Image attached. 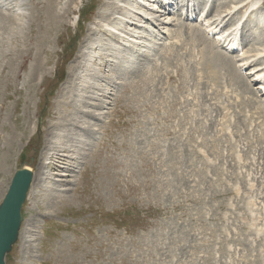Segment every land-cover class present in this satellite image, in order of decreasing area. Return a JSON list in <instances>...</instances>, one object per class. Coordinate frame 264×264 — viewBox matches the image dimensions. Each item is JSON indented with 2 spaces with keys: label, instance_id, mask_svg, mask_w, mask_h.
I'll return each instance as SVG.
<instances>
[{
  "label": "rangeland",
  "instance_id": "rangeland-1",
  "mask_svg": "<svg viewBox=\"0 0 264 264\" xmlns=\"http://www.w3.org/2000/svg\"><path fill=\"white\" fill-rule=\"evenodd\" d=\"M1 1L0 201L20 165L38 185L34 177L5 264H264V95L244 74L264 63L254 0H22L9 32L13 1ZM247 10L251 24L229 31L240 51L214 49L217 35L202 28L220 30L224 15L231 27ZM109 29L147 43L127 79L111 62ZM203 41L235 79L222 54L233 57L255 107L213 77ZM88 68L95 79H84ZM102 73L116 76L109 94ZM61 118L71 125L63 139Z\"/></svg>",
  "mask_w": 264,
  "mask_h": 264
},
{
  "label": "bare ground",
  "instance_id": "bare-ground-1",
  "mask_svg": "<svg viewBox=\"0 0 264 264\" xmlns=\"http://www.w3.org/2000/svg\"><path fill=\"white\" fill-rule=\"evenodd\" d=\"M1 1V0H0ZM3 1V0H2ZM1 1V2H2ZM11 1H13V2H11ZM21 1L22 0H10V7H11V9L9 10V11H7V13L8 12H10L9 14H7V17H6V22H7V25L4 27V24H3V22H2V26H3V29L4 30H6L7 32H9V30H11L12 28H14V25L18 22V21H20V18L19 17H17L16 15H18V14H20L21 12H23V7H25V6H21ZM132 1V0H131ZM263 0H254L253 2H252V5L250 6V13H256V18L255 19H257L258 17H257V14H259V13H264V9L263 8H260V3L262 2ZM19 2V4H17ZM27 2V1H26ZM128 2H129V0H128ZM23 4H24V2H23ZM248 9H249V7H248ZM247 12H248V10L247 11H245L244 12V14H243V16L241 17V20L239 21V20H237V21H233V20H231V21H233L232 23H235V22H241V21H243L244 20V18H245V15L247 14ZM1 13V12H0ZM15 13V14H14ZM47 15L48 16H50L51 17V15H50V13H47ZM20 16V15H19ZM226 17V16H225ZM259 18H261L260 16H259ZM257 19L258 21H264V19ZM262 18H264V17H262ZM254 19V18H253ZM254 19V20H255ZM134 20V19H133ZM248 21H249V23H250V20H251V22H252V19H250L249 20V18L247 19ZM256 20V21H257ZM113 21H115V20H113ZM128 21V20H127ZM257 21V22H258ZM116 23V22H115ZM255 23V22H254ZM263 22H261L260 24H262ZM117 24H118V22H117ZM122 24V23H121ZM219 24H221V22H219ZM251 24V23H250ZM128 25V24H127ZM127 25H126V27H127ZM227 24H224L222 27H224V26H226ZM255 25V24H254ZM258 26H260V25H258ZM250 27V26H249ZM254 27H256V29H258L259 27H257V25L256 26H254ZM0 28H1V24H0ZM128 28V27H127ZM125 29V28H124ZM187 29L189 30V31H193V30H191V28L188 26L187 27ZM19 30V29H18ZM210 29H206L204 32L206 33V34H208V31H209ZM112 30L111 29H109V31H107L106 32V36L108 35V34H110V33H112L111 32ZM122 31H123V29H122ZM235 31V30H234ZM133 32V31H132ZM135 32H137V31H135ZM194 33L196 32V31H193ZM123 33H126V29H125V32L123 31ZM234 33V32H233ZM113 34V33H112ZM118 34V33H117ZM132 34V33H131ZM236 34V33H235ZM256 34V33H255ZM119 35V36H118ZM118 35H116V33H114L113 34V37L112 38H109L108 36H107V38L106 39H108L106 42L112 47L111 48V50H112V53L110 54V56H111V58H113V60H111V62L113 63L114 62V64H116L115 66V73H117V74H121L120 76H118L119 78H123V77H126L125 79H127V76L129 75V71H131L130 70V67H131V65H132V63L134 62V61H136V59L137 58H139L140 56H142L143 55V51L145 50V49H143L144 47H146L147 45H145V44H147L144 40H142V41H138L137 40V42H134L133 40H130L131 42L133 41L134 43H131L128 39H125V38H123L120 34H118ZM129 35V34H128ZM133 36H134V34H133ZM132 36V37H133ZM235 36H237V35H235ZM93 37V36H92ZM128 37V36H127ZM150 38H151V36H149ZM234 37V36H233ZM104 38V37H103ZM142 38V37H141ZM200 38H202V37H200ZM257 38H259L258 36H257ZM130 39V38H129ZM203 39V38H202ZM101 39H100V37L98 36V38L96 37L95 39H94V41L93 40H91V47L93 48V46H96V44H97V42L98 41H100ZM257 40V39H256ZM105 42V41H104ZM105 42V43H106ZM212 43V46H213V48L214 49H216L214 46H215V43H214V41H211ZM108 45V46H109ZM84 48H85V46H84ZM83 48V49H84ZM263 49V48H262ZM85 50V49H84ZM217 50V49H216ZM264 50V49H263ZM81 51H82V49H81ZM261 53V52H260ZM264 54V53H263ZM85 55V54H84ZM201 55H202V53H201ZM203 55H205V57H204V61L206 60V61H208L209 63H211V67L212 68H215L218 72L220 71V70H226V66H224V68H222V66L221 65H217V63L220 61V60H218L217 61V56L216 55H213V54H211L210 53V51L209 50H206L204 53H203ZM203 55H202V59H203ZM109 55H108V57H110ZM216 56V57H215ZM81 58V57H80ZM142 58L143 57H141V58H139L140 60H142ZM218 58H221L220 56H218ZM228 58V61H232V58L231 57H227ZM139 59H138V62H140L139 61ZM229 59H231V60H229ZM79 62H80V60H79ZM84 62V61H83ZM248 62V61H247ZM247 62L246 63H244V64H247ZM112 63H108V61H107V64L108 65H111ZM135 63V62H134ZM225 63V62H224ZM136 64V63H135ZM230 64H231V66L233 65L232 64V62H230ZM146 66V65H145ZM148 66V65H147ZM260 66V69H263L264 70V63H262V64H260L259 65ZM229 68H230V66H229ZM85 71V70H84ZM87 74H86V76H85V78L84 79H87V78H89V79H95V75H94V73H93V70L92 69H87ZM227 71H228V73L230 72V70H228L227 69ZM251 71H255V68H253ZM144 72H145V70H144ZM143 72V73H144ZM147 72V71H146ZM232 72V71H231ZM76 75L78 76L79 75V71L78 70H76ZM111 73V72H110ZM73 74V76H75V74L74 73H72ZM72 74H71V76H72ZM145 74V73H144ZM232 74H234L233 72H232ZM236 74H237V72H236ZM107 74H99L98 76V78L100 79V77H101V79H102V81L103 82H106V84L104 83V84H102V92L103 93H107V94H109V86H112L113 84H115L116 83V79H114L113 78V76H115L114 74H109V75H107ZM123 75V76H122ZM140 75H142V73H140ZM235 75V74H234ZM76 76V77H77ZM177 76V75H176ZM116 77V76H115ZM141 77V76H140ZM147 77V76H146ZM173 77H175V76H173ZM232 77V76H231ZM144 78H145V76H144ZM149 78V77H148ZM258 78H261V79H264V73L261 75V76H259ZM92 79V80H93ZM100 79V80H101ZM105 79H107V81H105ZM139 79V78H138ZM141 79V78H140ZM239 79H241V78H239ZM129 80V79H128ZM119 81V80H118ZM97 82H98V79H97ZM136 82V81H135ZM143 82V81H142ZM144 82H145V80H144ZM149 82H150V80H149ZM148 82V83H149ZM85 83V85L84 86H87L86 85V82H84ZM100 83H101V81H100ZM147 83V82H146ZM78 84V83H77ZM73 85V88H72V93H74V90H77L78 88H76V87H79V86H81L82 84L80 83V84H78V85ZM95 84V83H94ZM131 84V83H130ZM138 84V83H137ZM141 84V83H140ZM139 84V85H140ZM145 84V83H144ZM143 84V85H144ZM153 84V83H152ZM98 85V84H97ZM262 86V88H263V90H264V83H262L261 84ZM90 86V85H89ZM100 86V85H99ZM98 86V87H99ZM135 86H136V84H135ZM145 86V85H144ZM69 87H72L71 85L69 86ZM96 87V86H95ZM100 87V88H101ZM118 87V86H117ZM87 88V87H86ZM99 88V89H100ZM140 88V87H139ZM138 88V89H139ZM80 89V88H79ZM82 89V88H81ZM88 89V88H87ZM136 89V88H135ZM114 90V89H113ZM125 90V89H124ZM82 91H84L83 89H82ZM90 91H91V88H90ZM93 91V90H92ZM81 92V91H80ZM89 92V91H88ZM99 92V91H98ZM83 93V92H82ZM82 93H81V95H82ZM84 93H86V92H84ZM70 94V93H69ZM87 94V93H86ZM92 94V93H91ZM94 95V94H93ZM80 96V95H79ZM95 96V95H94ZM106 96V95H105ZM81 97V96H80ZM69 98V97H68ZM91 98V97H90ZM98 98H100V97H98ZM104 98V97H103ZM70 99V98H69ZM83 99V98H82ZM95 99V98H94ZM101 99V98H100ZM74 101H77V102H80V100H78V99H75L74 98V100L73 101H71V103L73 102L74 103ZM93 101V100H92ZM104 102V101H103ZM106 102V101H105ZM104 102V103H105ZM69 103V102H68ZM76 103V102H75ZM74 103V104H75ZM86 103V102H85ZM88 104H89V102H87ZM91 103V102H90ZM258 103V102H257ZM99 104V103H98ZM103 104V103H102ZM101 104V105H102ZM85 105V104H84ZM83 105V106H84ZM87 105V104H86ZM59 106V105H58ZM76 106H79V105H77L76 104ZM90 106H92V105H90ZM90 106H89V109H90ZM100 106V105H99ZM105 106V105H104ZM263 106H264V101H263ZM72 107V106H71ZM82 107V106H81ZM86 106H84V108H85ZM102 107V106H101ZM79 108V107H78ZM83 108V107H82ZM88 108V107H87ZM81 109V108H80ZM256 109V108H255ZM92 110V109H91ZM257 110V109H256ZM69 111V110H68ZM84 111V110H83ZM90 111V110H89ZM95 111H97V110H95ZM99 111V110H98ZM81 112V111H80ZM76 113V112H75ZM82 113V112H81ZM86 113V112H85ZM87 113H90V112H87ZM87 113H86V115H87ZM103 113V112H102ZM79 114V113H78ZM77 114V115H78ZM98 114V113H97ZM77 115H74L73 116V120H78V119H75V118H79ZM88 115H90V116H93V115H91V113L90 114H88ZM63 116V115H62ZM83 116H84V114H83ZM60 117V116H59ZM66 117H68V116H66ZM82 117V116H81ZM94 117V116H93ZM99 117V116H98ZM91 118V117H90ZM87 119V118H86ZM86 119H82L81 121H82V124L84 125V124H86ZM100 119V118H99ZM62 120V121H61ZM69 120V119H68ZM94 120V119H93ZM65 121V122H64ZM70 121V120H69ZM79 121V120H78ZM77 121H75V122H73V123H76ZM90 123V122H89ZM71 124V123H70ZM79 124V123H78ZM55 125V124H54ZM70 126L71 125H69L68 124V122L66 121V119L65 118H61L60 119V121L58 122V123H56V125H55V127L54 128H56V129H59V133H60V130H63V129H65V130H68V129H70ZM75 127V126H74ZM82 127V126H81ZM72 128V127H71ZM90 128V127H89ZM89 128H88V130H89ZM77 129V128H76ZM80 129V128H79ZM78 129V130H79ZM73 130H74V128H73ZM64 131V130H63ZM80 132H84L86 135H88V136H91L92 134L91 133H89V132H86L85 130H80ZM64 133V132H63ZM75 133V132H74ZM61 134V133H60ZM56 135H58V134H56ZM65 135V134H64ZM95 135V134H94ZM59 136H61L62 137V134L61 135H59ZM88 136H87V138H88ZM65 137V136H64ZM69 137V136H68ZM67 137V138H68ZM77 137H81V134L79 133V132H76V135L75 136H72V137H70L69 139H67L66 141L67 142H74V141H76V139H77ZM52 138V137H51ZM82 138V137H81ZM86 138V139H87ZM62 139H63V137H62ZM85 139V140H86ZM65 140V139H64ZM63 141V140H62ZM66 141H64V142H66ZM82 141H84V140H82ZM63 142V143H64ZM66 142V143H67ZM78 142V141H77ZM61 143V142H60ZM59 143V144H60ZM83 143V142H82ZM86 143V142H85ZM69 144V143H68ZM71 144H73V143H71ZM63 146H64V144H63ZM72 146V145H71ZM76 146V145H75ZM70 147V146H69ZM77 147V146H76ZM168 147V146H167ZM63 148V147H62ZM168 149V148H167ZM167 151V150H166ZM50 153V152H49ZM170 154V153H169ZM171 156V155H170ZM172 157H173V155H172ZM168 158V157H167ZM170 158V157H169ZM180 159V158H179ZM69 164V163H68ZM69 166V165H68ZM68 166H66V167H68ZM29 169H30V167H28ZM43 172V171H42ZM34 177H35V172H34V176H33V179H34ZM36 178H37V176L35 177V180H34V184H33V187L34 186H36L37 184H36ZM39 178V177H38ZM41 179V178H40ZM32 182H33V180H32ZM32 182H31V185H32ZM31 185H30V188H31ZM38 186V185H37ZM35 188V187H34ZM30 190V189H29ZM22 229V228H21ZM25 230H26V228H24ZM22 231L20 230V232H19V236L21 235L20 233H21ZM26 233V232H25ZM22 236V235H21ZM19 238V237H18Z\"/></svg>",
  "mask_w": 264,
  "mask_h": 264
},
{
  "label": "water",
  "instance_id": "water-1",
  "mask_svg": "<svg viewBox=\"0 0 264 264\" xmlns=\"http://www.w3.org/2000/svg\"><path fill=\"white\" fill-rule=\"evenodd\" d=\"M33 172L20 165L13 173L10 184L0 202V264L16 242L23 216L21 209L33 180Z\"/></svg>",
  "mask_w": 264,
  "mask_h": 264
}]
</instances>
